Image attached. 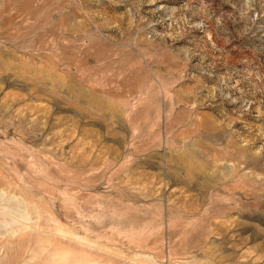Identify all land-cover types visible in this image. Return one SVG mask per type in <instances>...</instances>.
Here are the masks:
<instances>
[{
    "label": "rangeland",
    "instance_id": "obj_1",
    "mask_svg": "<svg viewBox=\"0 0 264 264\" xmlns=\"http://www.w3.org/2000/svg\"><path fill=\"white\" fill-rule=\"evenodd\" d=\"M0 264H264V0H0Z\"/></svg>",
    "mask_w": 264,
    "mask_h": 264
}]
</instances>
